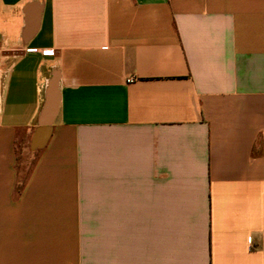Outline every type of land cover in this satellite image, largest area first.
Segmentation results:
<instances>
[{
  "label": "crops",
  "instance_id": "0c3cea01",
  "mask_svg": "<svg viewBox=\"0 0 264 264\" xmlns=\"http://www.w3.org/2000/svg\"><path fill=\"white\" fill-rule=\"evenodd\" d=\"M0 264H264V0H0Z\"/></svg>",
  "mask_w": 264,
  "mask_h": 264
},
{
  "label": "water",
  "instance_id": "95a60500",
  "mask_svg": "<svg viewBox=\"0 0 264 264\" xmlns=\"http://www.w3.org/2000/svg\"><path fill=\"white\" fill-rule=\"evenodd\" d=\"M53 108H54V101L52 98H49L46 108H45V114L47 115H52L53 113ZM46 116V115H45Z\"/></svg>",
  "mask_w": 264,
  "mask_h": 264
},
{
  "label": "built area",
  "instance_id": "2783aa9c",
  "mask_svg": "<svg viewBox=\"0 0 264 264\" xmlns=\"http://www.w3.org/2000/svg\"><path fill=\"white\" fill-rule=\"evenodd\" d=\"M46 53H51V52H46Z\"/></svg>",
  "mask_w": 264,
  "mask_h": 264
}]
</instances>
